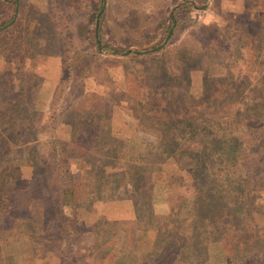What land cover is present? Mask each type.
Masks as SVG:
<instances>
[{"label": "rangeland", "instance_id": "1", "mask_svg": "<svg viewBox=\"0 0 264 264\" xmlns=\"http://www.w3.org/2000/svg\"><path fill=\"white\" fill-rule=\"evenodd\" d=\"M93 2L0 0V123L18 125L0 126V264H264V184L205 178L231 167L207 127L264 138V0H106L105 50ZM169 117L195 123L178 133L206 163L162 157ZM40 155L53 195L83 193L62 232L52 201V244L19 226L22 202L46 200Z\"/></svg>", "mask_w": 264, "mask_h": 264}, {"label": "trees", "instance_id": "2", "mask_svg": "<svg viewBox=\"0 0 264 264\" xmlns=\"http://www.w3.org/2000/svg\"><path fill=\"white\" fill-rule=\"evenodd\" d=\"M94 4V10L96 9L97 15H96V20H95V38L96 41H98L99 48L102 50H105L106 47L103 45V25H104V15L107 11V6H106V0H93ZM16 8L18 7V4H15ZM18 11V8H17ZM175 23V21H174ZM6 24L1 23L0 19V30H2ZM177 25H173L171 27V31L173 32V27ZM260 106H263L260 104ZM259 106V108H260ZM2 112L8 111V107H1ZM96 107H93L95 109ZM264 108V106H263ZM237 117L240 118V120H243L242 116V110H239ZM207 114V113H203ZM194 115V114H193ZM200 115V114H199ZM199 115H196L194 117H191L194 122H197V118ZM9 115L5 117V121L0 123V126H11V132L12 128H17L18 125L14 124L12 126L11 121L8 120ZM59 119V117L56 115L55 116V121ZM12 120V119H11ZM181 122V123H179ZM192 122V121H191ZM187 121L185 122V118L182 117L178 122H175V118L169 117V121L166 123H162L163 126L166 127L165 132H169L170 130H176V134L173 133H166L165 136L163 135L160 141V152L162 154V157L165 159H171L173 162H180L181 159L184 157L187 158L192 162V164L196 165H203V163L207 162V159L200 160V152H192L189 151L188 146L190 147L189 143H182L181 137L178 132L181 131V129H188L192 128L195 123H191ZM202 122V121H201ZM237 123L236 126L240 125L242 122L236 119ZM193 124V125H192ZM206 125V124H205ZM183 126V127H181ZM242 129V128H241ZM239 129V131L241 130ZM169 130V131H168ZM225 133L223 135H217L216 136V131L212 127H207V137H213L214 139L217 140V146H219L220 149H223V154H221V161L222 163H226L230 165L231 167H228V169L224 170L221 172V174L217 177H205L207 180H212L214 182L219 183L222 178L226 180V182H229V186L231 190H234L235 192H240L242 193V187L244 186L245 188L248 189V193L251 194L253 191L255 192L257 187L261 186V184H264V138L262 136L259 137H253L249 140H244L243 141V136L237 135L236 137L233 138L231 135L232 132H228V129L224 130ZM263 131V130H261ZM230 133V134H229ZM262 134V133H261ZM260 134V135H261ZM10 135V130L8 132V136ZM253 135V134H252ZM3 140H8V137H5ZM188 140H184V142H187ZM245 141L248 142L247 147L248 148H256L257 150H250L247 149L245 146ZM52 146V136L51 140L49 142ZM53 144L57 146V142L54 141ZM221 152V151H220ZM64 154V151L60 152V154H57L55 157L60 156L61 154ZM182 156V157H178ZM4 158L3 155H0V159ZM7 158V156H5ZM52 155L50 157L45 158L43 155H40V161L43 165V167L47 170V173L49 174L47 176V180L45 183H43V188L45 191L44 197H45V202L42 201V199L39 198V201H33L32 203L22 202L21 207H22V213H23V218H20L19 221L20 223V228H22L25 232H28L29 235H31L32 239L34 238L37 242H41V236L45 235V239H49L48 242L52 244V201L54 205V211L56 215V225H57V231L62 232L65 229H69L70 227V220L66 217V209L67 208H73V207H78L79 206V200H81V186L77 185H69L68 187H57L58 185L55 186V195L52 193ZM65 165L67 164V161L62 162ZM4 167H1L2 169ZM201 168V167H199ZM139 173V170L137 171L136 174ZM11 174V171L8 169H3L0 171V190L5 192V188H7V185H9V180L8 176ZM122 173H115V177H122ZM231 176L230 178L228 176ZM129 177H131L129 175ZM70 178V177H69ZM72 179V177H71ZM255 186L253 191H250V187ZM263 186V185H262ZM222 188V187H220ZM98 187L94 190V193H90L89 200L91 199V195H99L103 194L104 192H98ZM233 191V193L236 195V193ZM243 192V194L247 193ZM251 192V193H250ZM232 193V195H234ZM39 194V193H38ZM43 194V193H42ZM88 194V193H87ZM213 195L209 197V202H211L212 197L216 196L217 193L214 192L212 193ZM248 194V195H249ZM230 195L228 193H225V191L222 190V193L220 194L219 198L222 201H225ZM238 196V195H237ZM2 201L0 202V213H3V206L8 202L9 198L7 197V193H4L2 196ZM32 198V197H31ZM36 200V199H35ZM210 204V203H208ZM25 212V213H24ZM58 216H61L59 218ZM74 220L75 224L77 222L79 223V219L74 215ZM203 220V219H200ZM211 221L210 216L209 218L204 219L203 222L206 224H209ZM13 225V223L11 224ZM1 226V223H0ZM29 226V227H28ZM13 227L10 228V230ZM3 230H4V225H3ZM41 234V235H40ZM210 238V237H209Z\"/></svg>", "mask_w": 264, "mask_h": 264}]
</instances>
